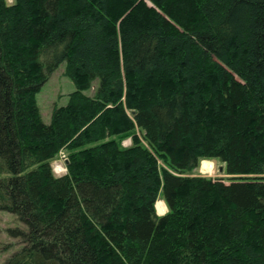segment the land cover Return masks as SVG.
<instances>
[{"label": "trees", "instance_id": "1", "mask_svg": "<svg viewBox=\"0 0 264 264\" xmlns=\"http://www.w3.org/2000/svg\"><path fill=\"white\" fill-rule=\"evenodd\" d=\"M0 210L4 264H264V0H0Z\"/></svg>", "mask_w": 264, "mask_h": 264}, {"label": "rangeland", "instance_id": "2", "mask_svg": "<svg viewBox=\"0 0 264 264\" xmlns=\"http://www.w3.org/2000/svg\"><path fill=\"white\" fill-rule=\"evenodd\" d=\"M65 68L66 63H62L53 72L49 80L42 86L41 91L37 95V101L41 109L42 118L46 123L51 121L54 107L56 105L61 106L67 104L69 94L76 89L74 82L65 74ZM86 93L93 95L94 89H89ZM130 143V139L123 141L125 146L130 145ZM66 160V154L62 153L53 162L54 171L58 175L66 173ZM208 162L209 163H206L204 168H202L201 161L199 169L195 171V175L226 177V174L223 171V166L220 162L214 160H208ZM158 201L166 204L162 199ZM16 227L26 228V225L20 221L15 214L0 210V264H4L5 260L22 246L21 239L19 237L12 236L10 232L12 228Z\"/></svg>", "mask_w": 264, "mask_h": 264}, {"label": "bare ground", "instance_id": "3", "mask_svg": "<svg viewBox=\"0 0 264 264\" xmlns=\"http://www.w3.org/2000/svg\"><path fill=\"white\" fill-rule=\"evenodd\" d=\"M206 163H209V162L208 161H203L202 162V164H201L202 168H204V165ZM156 207H157V209H158L160 214H163V213H165L167 211V207H166V205L163 202H159L158 201L157 204H156Z\"/></svg>", "mask_w": 264, "mask_h": 264}, {"label": "water", "instance_id": "4", "mask_svg": "<svg viewBox=\"0 0 264 264\" xmlns=\"http://www.w3.org/2000/svg\"><path fill=\"white\" fill-rule=\"evenodd\" d=\"M68 162H69V161H68V159H67V160H66V164H68ZM221 170H222V169H221Z\"/></svg>", "mask_w": 264, "mask_h": 264}, {"label": "built area", "instance_id": "5", "mask_svg": "<svg viewBox=\"0 0 264 264\" xmlns=\"http://www.w3.org/2000/svg\"><path fill=\"white\" fill-rule=\"evenodd\" d=\"M63 169H65V168H63Z\"/></svg>", "mask_w": 264, "mask_h": 264}]
</instances>
